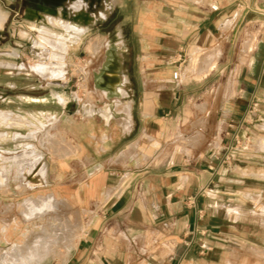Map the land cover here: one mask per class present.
Segmentation results:
<instances>
[{"label":"crops","instance_id":"crops-1","mask_svg":"<svg viewBox=\"0 0 264 264\" xmlns=\"http://www.w3.org/2000/svg\"><path fill=\"white\" fill-rule=\"evenodd\" d=\"M145 4L135 29V74L122 72L119 61L106 75L119 97L117 118L107 107L79 111L87 116L98 113L103 122H67L72 119L67 106L61 104L57 111L56 92L40 86L49 78L34 72L39 79L33 80L25 64L0 61L8 69L0 71L5 85L1 103L6 106L0 110L37 117L40 112H53L60 120L49 131L55 136L47 139L29 135L31 127L2 122L0 133L9 134L0 140L2 167L13 162L10 158L22 153L23 146L29 147V153L17 157L28 159L33 174L40 173L42 159L47 169L42 188L50 190L49 196L55 201L79 198L80 207L93 209L63 264H264V150L256 148L264 140L260 132L264 122H243L244 103L226 104L222 122H218L219 108L215 109L212 122H206L213 142L231 145L235 135L249 142L229 167H215L221 147L206 148L197 156L165 148L167 137L186 116V98L210 77L230 72L237 90L264 94V0H148ZM49 5L44 0H0V43L6 39L12 13L25 10L37 17L48 14L44 9ZM9 48L6 51L13 50ZM201 50H207L206 56H213L209 63H214L204 71L197 65V74L193 58ZM181 52L186 53V61L191 55L186 71L197 80H185L183 66L174 78ZM5 53L0 59L20 63L19 55ZM235 63L240 66L230 69L229 64ZM20 75H27L28 90L17 85ZM15 132L23 136L15 137ZM59 147H65V155ZM36 185L29 189L41 188Z\"/></svg>","mask_w":264,"mask_h":264},{"label":"rangeland","instance_id":"rangeland-1","mask_svg":"<svg viewBox=\"0 0 264 264\" xmlns=\"http://www.w3.org/2000/svg\"><path fill=\"white\" fill-rule=\"evenodd\" d=\"M44 1L50 4L44 9V12H48L52 16H60L62 19L74 23L72 30L76 33V39L69 38L67 28L65 30L61 27L51 28L44 25L42 20H37V17H32L25 10H21L19 13H12L5 27L6 39L0 43V57L5 52H7L6 55L15 58L19 55L17 60L20 63L5 59H0V61L25 64V68L33 80L39 79L34 72H39L49 78L50 81H42L40 86L67 96L65 103H58V100L54 99V104L58 107L56 108L57 111H61L60 106H67L68 113L72 115V119L67 120V122H103L98 113L87 116L80 114L79 111L85 113L88 110L91 113L93 111L89 109L97 110L107 107L112 109L114 118H117V100L119 97L107 83L106 75L113 67H118L119 61L122 62V72L128 71L130 74H135L138 54L135 29L142 17L141 12L146 8L145 2L148 0H116L115 4L107 9L104 18L87 22L74 15L68 8L60 9L54 1ZM89 1L77 0L72 3V7L79 9L83 5H89ZM96 1L94 0L93 3L97 4ZM108 1L102 0L105 5ZM95 8L91 11L93 12ZM83 26H87L85 31ZM42 27L54 32L57 31L59 35L39 30ZM7 47L13 50L8 52L6 51ZM214 47L217 48V46ZM219 49H221L220 46ZM207 52V50H201L198 53L200 71L204 70L205 67L208 70L210 67L209 60L213 59L212 55L206 56ZM207 61L209 64H206ZM190 63L191 55L183 65V71L186 73L184 79L197 80L193 73L186 71ZM239 66V63L229 64L230 69H236ZM232 75L230 72L224 76L218 73L207 79V83L202 88L193 85L196 88L189 94L185 102L186 116L179 120V126L165 141L167 151L191 152L192 155L197 156L206 148L213 146L220 148L219 142L216 143L214 139L213 142L210 138L206 122H212L211 116L215 117L216 108L220 110L218 122L224 121L221 110L228 103L245 104L246 116L243 122H264V94H258L252 90L249 93L247 91L243 93L240 89L237 90V83ZM26 76L20 75L16 78L19 81L17 85L28 90L27 88L30 87ZM115 83L118 84V80ZM241 85L242 83H240ZM4 86L3 78L0 76V109L6 107L1 103ZM38 86L36 85L35 88H39ZM58 121L60 122L59 117L55 116L49 120V122H53L51 127L43 124L32 126L13 122L7 114L0 115V124L3 122L9 127H31H26L30 130L29 135L41 134L44 139L52 138L53 135H50L49 131L55 127V122ZM65 121L63 119L61 122ZM32 127L36 128L32 129ZM55 129L53 133H57V140L60 141L59 128ZM260 132L264 134L263 131L260 130ZM8 136V133H0V140ZM14 136L21 137L23 134L15 132ZM239 140V144L234 142L237 148L235 147L234 157L230 165H222L220 162V158L224 156L226 149L230 146L226 145L217 150L220 155L215 167H229L234 163L237 153L245 152L244 150L249 144L248 139L244 140L242 136H239ZM250 145L252 146L253 143L251 142ZM30 148H32L30 152H36L33 147ZM59 148L63 150L65 155V147ZM256 148L264 150V143L259 144L257 142ZM27 149L29 147L23 146L22 153L15 154L10 158L14 163L3 164L5 168L2 167L0 161V264H12L11 260L15 258H21L25 264H38L30 257L36 242L49 245L53 251V255L41 264H63L67 250L75 244L82 234L86 226L85 217L90 216L93 209L80 207L79 198L74 201L65 200V198L55 201L53 196H49L50 190L42 188L47 170L42 159L40 173L33 174L28 165V159L17 157L29 153ZM0 160H2L1 155ZM36 163L38 161H35L34 164ZM36 180L37 182H35ZM34 182L39 183L36 186L41 188L29 189L30 184ZM29 198L34 201L27 202ZM33 204L35 206L40 205V208L33 209ZM69 240L71 241L69 242Z\"/></svg>","mask_w":264,"mask_h":264},{"label":"bare ground","instance_id":"bare-ground-1","mask_svg":"<svg viewBox=\"0 0 264 264\" xmlns=\"http://www.w3.org/2000/svg\"><path fill=\"white\" fill-rule=\"evenodd\" d=\"M47 1H54V2H56L59 5L60 9L63 8V7L70 9L71 12L74 15H76L77 17H80L83 21L87 22V21H95V20L104 18L106 16L107 9L109 7H111V5L115 4V1L116 0H109L108 3H107V5H105V3L102 2V0H97L96 1L97 4H94L95 2L93 3L94 0H90L89 1L90 2L89 5H83L79 9H75V8L72 7V3L76 2L77 0H47ZM94 5H95L96 8L94 7ZM94 8H95V10L92 12L91 10L94 9ZM37 17H38V19L42 20V22L45 25H48L51 28L61 27V29H64V30H65V28H67L68 29V33H69V38L76 39V33H75L74 30H72V26H74V23L73 22H71L69 20H64L60 16H51V15L40 14V13L37 14ZM82 28L85 31L87 29V26H83ZM39 30H41L43 32H51L53 35H59L57 33V31L54 32V31H52L50 29H47L46 27H42ZM60 35H63V34H60ZM64 37H65V35H64ZM95 44H96V42H95ZM94 49H92V50H94ZM194 52L196 53V51H194ZM199 62H200V59H199L198 53H196L194 55V58H193V67H192L193 68V72H196L197 65H200ZM213 63L210 64V67L212 66ZM13 66H12V68H13ZM205 68H204V70H206ZM189 69H191V67ZM1 70H5V71L8 70L6 68V65L5 64H0V71ZM121 78H122V81H124V82L127 81L124 78L123 75L121 76ZM53 94H54L55 98L58 100V103H60V102L65 103V101L67 100V96L65 94H58V93H53ZM24 99L29 100L31 102L34 101V98H32V97H24ZM44 101H47V99L45 98ZM3 114H7L8 117L10 116V119L13 122H20L22 124H28V125H32V126H39L41 124L44 125L45 122H49V120H51V118H55V116L58 117V114L57 113H53V112H40V117H37L36 115H34V114L30 113V112L18 113V112H14V111L1 110L0 111V115H3ZM258 143L263 144L264 143V140H259ZM31 181L33 182L34 179L31 180ZM35 182H37V180ZM49 254H53V251L51 250V248H50L49 245H42L41 243L36 242L34 244V246H33L32 251H31V254H30L31 256L30 255L29 256L32 259H34L37 263L40 264V262H42L44 259H46ZM11 262H12V264H25V261L22 260L21 258L12 259Z\"/></svg>","mask_w":264,"mask_h":264},{"label":"built area","instance_id":"built-area-1","mask_svg":"<svg viewBox=\"0 0 264 264\" xmlns=\"http://www.w3.org/2000/svg\"><path fill=\"white\" fill-rule=\"evenodd\" d=\"M212 9L213 10H218V7L217 6H212ZM186 53L185 52H181L179 58H178V70H176L174 72V78L177 79L178 76H179V71L181 69V67L185 64L186 62ZM234 142H236V144H239L240 143V140H239V136L236 135L234 137ZM235 147L237 148L236 145H234V143H232L227 149H226V152L224 154V156L222 158H220V162L221 164H226V165H230V163L232 162V159L234 157V153H235ZM213 169V168H212Z\"/></svg>","mask_w":264,"mask_h":264},{"label":"flooded vegetation","instance_id":"flooded-vegetation-1","mask_svg":"<svg viewBox=\"0 0 264 264\" xmlns=\"http://www.w3.org/2000/svg\"><path fill=\"white\" fill-rule=\"evenodd\" d=\"M47 15H49V14H47ZM52 16V15H51ZM45 25V24H44Z\"/></svg>","mask_w":264,"mask_h":264}]
</instances>
